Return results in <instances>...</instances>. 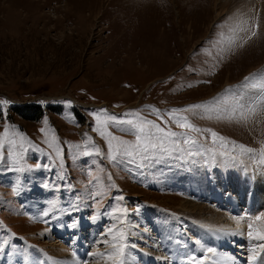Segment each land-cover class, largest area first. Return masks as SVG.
<instances>
[{
    "label": "rangeland",
    "instance_id": "rangeland-1",
    "mask_svg": "<svg viewBox=\"0 0 264 264\" xmlns=\"http://www.w3.org/2000/svg\"><path fill=\"white\" fill-rule=\"evenodd\" d=\"M108 117L177 143L112 160L100 122L136 135ZM262 145L264 0H0V264H113V244L120 264H203L217 249L246 264L261 241L208 247L179 203L244 223L226 198L256 187Z\"/></svg>",
    "mask_w": 264,
    "mask_h": 264
},
{
    "label": "bare ground",
    "instance_id": "bare-ground-1",
    "mask_svg": "<svg viewBox=\"0 0 264 264\" xmlns=\"http://www.w3.org/2000/svg\"><path fill=\"white\" fill-rule=\"evenodd\" d=\"M223 165L224 164L221 161L219 164L218 172L223 173L222 172ZM246 167L248 171H251L248 163ZM248 176L252 178L253 173L249 172ZM233 177L235 176L232 174V179ZM235 178L236 180L232 186H234V184L237 181V177ZM239 180L241 181L244 179L241 176V179ZM257 181H258V184H256V187H255L254 182L249 181L250 183L247 188H245L243 181L241 182V184L239 182L238 184L240 185H238V187L234 186L233 189H235L236 191H241L242 195L241 196L239 195L237 198H229V197L226 198V200L229 202V206H230L229 210L235 212L234 215H237L236 213H239L240 215H242L244 221L245 222L247 221L248 223H250L251 219H254L255 217L264 213V211H261V210L259 211L256 207H254V205H256V203L259 202L258 200L264 199V195L261 194V192L264 193V173H261L257 177ZM253 197L255 198V200H253ZM179 205H180L179 207H182L185 210L192 212L190 214L191 217L198 218V221L199 223H201L202 228L195 229V230L199 231L200 233L199 236L201 239L204 238V240H207L206 244L208 245V247L209 246L211 247L212 244L220 243L222 245V248L226 247L224 250L227 251L228 249L230 250L233 249L234 244L236 245L240 244L241 246V244L243 243L242 242L243 240H246V244L254 243L255 241H257V240L250 239L246 235L244 231L248 229V225L245 224V222L242 223L239 220V217L232 216L231 218H229L230 220H228V218L225 220L224 219L222 220L223 217L220 214L219 215L214 214L213 213L214 211L211 208H208L207 206L192 205L187 201L181 202L179 203ZM239 207H241V209ZM197 212L199 213L194 214ZM248 215H250L252 218L250 217L248 218ZM203 216H207V217L209 216V218H204ZM179 221L180 220H175L174 223L176 224L180 223L181 221L180 222ZM74 239H77V238H74ZM175 240L176 239H173L172 241V240L166 239L165 237L161 238L162 246L165 248V251L167 250L171 252L169 255V257L172 258V259L170 258L171 261L173 259L176 260V257L178 258L182 257L181 254L183 253V247L181 246V244H179ZM204 242L203 244H205ZM260 243L262 244L257 246L255 250L251 252V254L249 255L250 259L248 260V263L246 264H264V241H261ZM199 249L203 250L202 247H199ZM203 264H242V263L235 256H231L230 253L228 254L227 252L226 253L224 252L221 254V252L217 249L215 252H213L210 255L209 259Z\"/></svg>",
    "mask_w": 264,
    "mask_h": 264
},
{
    "label": "snow or ice",
    "instance_id": "snow-or-ice-1",
    "mask_svg": "<svg viewBox=\"0 0 264 264\" xmlns=\"http://www.w3.org/2000/svg\"><path fill=\"white\" fill-rule=\"evenodd\" d=\"M248 79L247 77L245 78ZM205 107L204 105H192L188 109H176L173 110V112H181V111H189L193 109H200ZM157 111V110H153ZM249 112L253 111V109L249 108ZM126 115H135L133 113H129ZM99 121V117L97 118ZM108 120L112 122H118L121 124H128L131 126L132 129L135 130L136 135V141L135 143L121 140L118 137L111 136L110 133H107L106 131H102L101 127L106 126L107 121L100 122L101 127H98L95 129L96 131L100 132L101 136H104L108 139V148H109V156L112 160H116L117 156H125V157H132L134 155L139 154H146L149 152V149H156L161 148L164 149V144L166 141H171L172 143H177V141L172 140L173 137L177 136V133L172 132L170 130H166V128L161 127L158 124H155L151 121L143 120L139 123L134 122L133 120H119L117 121L116 117H108ZM173 121L181 128H187L191 131H200V129L195 128L193 125L187 123L186 117H175L173 116ZM146 126L147 130H146ZM155 131H152V130ZM211 136L213 137V142L217 139V134L215 132L211 133ZM221 141L224 140L223 137H219ZM113 141H116L115 144H113ZM189 139L186 138L184 143H189ZM238 147L242 154H248V153H254L256 150L253 148L246 147L243 144L235 145ZM59 154V153H57ZM227 154V153H223ZM259 156H260V162L264 163V145L261 146L259 150ZM243 219V218H241ZM257 222H260L259 226H257ZM248 236L250 239L257 240V241H264V213L261 215L255 217L254 219H251V222L248 223ZM123 240L124 235L123 233H120L119 236H114L113 240ZM113 252L110 254V257L113 259V264H120L119 257L122 255L123 252V245L117 246L116 244L112 245ZM209 252L213 251L212 249H208Z\"/></svg>",
    "mask_w": 264,
    "mask_h": 264
}]
</instances>
